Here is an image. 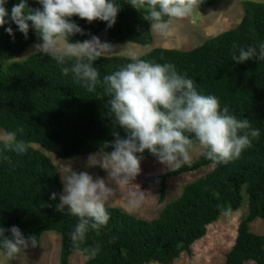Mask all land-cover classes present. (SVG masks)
Segmentation results:
<instances>
[{
  "label": "trees",
  "instance_id": "1",
  "mask_svg": "<svg viewBox=\"0 0 264 264\" xmlns=\"http://www.w3.org/2000/svg\"><path fill=\"white\" fill-rule=\"evenodd\" d=\"M220 1L200 0L199 4L213 6ZM15 2L8 0V7ZM117 2L120 10L113 26L106 28L104 21L89 23L74 15L71 19L84 29V34L76 33L70 39L83 41L104 30L110 44L150 45V22L127 0ZM27 3L31 8L41 7L37 0ZM242 5L243 16L236 27L190 50L157 47L139 58L175 65L178 72L194 80L203 94L215 95L221 108L226 105L238 119L247 118L251 129L258 132L250 137L251 146L227 164H217L200 154L188 165L152 177L161 184L163 202L169 178L214 165L204 176L184 185L181 195L166 203L152 220L105 206L107 224L90 230L79 245H73L68 236L77 218L68 213L66 206L63 211L56 208L63 188L58 167L32 144L67 159L96 152L103 141L112 140L103 76L128 63V57H98L93 65L101 83L89 92L71 72H61V67H70V61L58 66L48 55L39 53L15 60L39 40L32 29L25 39L12 24V39L0 27V58L15 60L0 65V129L15 131L17 141L28 146L24 153L0 149V226L7 230L16 225L25 237L36 235L37 244L44 232L60 234V264H69L76 250L86 257L85 264H171L182 253H191V246L205 236L208 225L224 213L238 211L246 199L247 213L240 219L226 264H264V235L251 231L253 221L264 220V60H231L234 45L264 42V2L245 0ZM138 155L158 161L147 150ZM53 192L57 193L55 199L50 198ZM96 244L100 250L94 258L83 252Z\"/></svg>",
  "mask_w": 264,
  "mask_h": 264
},
{
  "label": "clouds",
  "instance_id": "2",
  "mask_svg": "<svg viewBox=\"0 0 264 264\" xmlns=\"http://www.w3.org/2000/svg\"><path fill=\"white\" fill-rule=\"evenodd\" d=\"M37 2L41 7L31 8L27 0H16L9 8L8 0H0V27L12 39H15L12 24L25 39L32 29L39 40L35 50L48 55L58 66L70 61V67H61V72H71L77 83L89 92L94 91L101 81L93 62L102 52L111 49V45L95 35L72 41L70 37L76 33L83 35L84 29L71 18L75 15L89 23L98 19L110 28L120 4L117 0ZM127 3L141 12L153 30L167 38L172 35L171 22L187 17L200 0H127ZM234 49L231 60L236 63L254 57L264 60V42L234 45ZM127 55L128 63L103 76L113 139L103 141L98 152L88 156V167L99 165L110 180L129 182L140 173L142 156L138 154L145 150L174 171L190 164L194 143L204 158L217 164L237 159L251 146L250 137L257 136L258 132L251 129L249 120L238 119L226 105L221 108L215 95L203 94L194 80L178 72L175 65L141 59L131 49ZM16 136L15 131L0 134V149L26 152L28 146L17 141ZM59 172L63 188L56 208L63 211L67 205L68 213L77 218L68 236L73 245H79L90 230H99L107 224L109 213L105 204L112 188L104 178H93L89 172L76 171L68 165ZM56 196L53 192L50 198ZM6 231L9 235H5ZM29 243L35 247L37 236L25 237L16 225L7 230L0 226V250L8 257L15 258ZM99 250L100 245L96 244L84 248L83 252L94 258Z\"/></svg>",
  "mask_w": 264,
  "mask_h": 264
},
{
  "label": "rangeland",
  "instance_id": "3",
  "mask_svg": "<svg viewBox=\"0 0 264 264\" xmlns=\"http://www.w3.org/2000/svg\"><path fill=\"white\" fill-rule=\"evenodd\" d=\"M243 1L245 0H221L213 6L198 4L187 17L171 22V36L167 38L162 37L152 29L153 42L150 45H141L133 42L110 44L107 40V32L104 30L100 31L96 36L99 37L101 42H106L111 45V49L102 52L101 55H122L128 57V50L131 49L139 57L157 47L177 50L193 49L210 37L236 27L243 16ZM254 1L264 2V0ZM35 44H31L15 60H21L31 54L38 53L34 48ZM15 60L0 58V65L7 66ZM4 133L6 131L0 129V134ZM32 146L50 157L59 171L65 165H68L76 171L89 172L93 178H104L108 186L112 188L110 198L105 206L119 208L122 211L145 220L156 218L166 203L175 200L181 195L184 185L204 176L214 168V165H209L169 178L166 181L165 199L162 202L160 200L161 184L157 181H152L151 178L169 171V168L159 161L141 159V171L139 174L129 182H115L108 178L106 170L100 168L99 165L93 167L87 166V159L90 154L63 159L51 152L45 151L38 144H32ZM190 155L191 162L195 161L200 155V149L195 143L190 150ZM133 200H137L138 203L132 204L131 201ZM65 206L68 207L67 205ZM246 213L247 201L244 199L243 205L238 211L224 213L217 221L208 225L205 236L191 246L190 254L182 253L171 264H226V254L235 243L238 224ZM251 231L259 235H264V220L258 218L253 221L251 223ZM60 248V234L56 232H44L39 244L35 247L29 244L15 258L8 257L0 250V264H60ZM86 260V257L80 251L76 250L71 254L69 264H85ZM246 264L256 263L249 261Z\"/></svg>",
  "mask_w": 264,
  "mask_h": 264
}]
</instances>
